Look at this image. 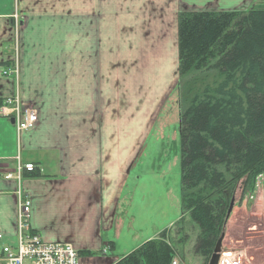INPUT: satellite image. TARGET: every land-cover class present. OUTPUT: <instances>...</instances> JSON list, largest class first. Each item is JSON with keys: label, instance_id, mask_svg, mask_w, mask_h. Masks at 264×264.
Listing matches in <instances>:
<instances>
[{"label": "crops", "instance_id": "1", "mask_svg": "<svg viewBox=\"0 0 264 264\" xmlns=\"http://www.w3.org/2000/svg\"><path fill=\"white\" fill-rule=\"evenodd\" d=\"M197 1L0 0V102L17 94L38 118L33 129L17 134L0 117V252L15 243L17 181L4 177L17 158L34 165L20 182L30 229L46 242L71 245L88 262L114 264L171 229L154 228L149 238H135L134 247L120 242L132 229L125 215L135 208V186L128 182L136 179L158 120L166 128L167 113H174L166 106L177 84V16L211 8L200 9ZM14 16L20 27L17 81L2 75ZM152 65L154 87L146 77ZM260 201L254 200V210ZM238 226L229 219L226 235ZM182 260L176 254L174 261Z\"/></svg>", "mask_w": 264, "mask_h": 264}, {"label": "trees", "instance_id": "2", "mask_svg": "<svg viewBox=\"0 0 264 264\" xmlns=\"http://www.w3.org/2000/svg\"><path fill=\"white\" fill-rule=\"evenodd\" d=\"M177 53L178 223L190 218L193 253L208 260L230 203L239 207L264 175V9L179 13ZM169 235L163 231L115 264H172Z\"/></svg>", "mask_w": 264, "mask_h": 264}, {"label": "rangeland", "instance_id": "3", "mask_svg": "<svg viewBox=\"0 0 264 264\" xmlns=\"http://www.w3.org/2000/svg\"><path fill=\"white\" fill-rule=\"evenodd\" d=\"M206 4L211 5V8L205 9L208 10L207 12H219V10L229 12L236 9L247 12L251 8L264 9V0H220L216 1L213 6L210 0H198L195 3L198 8L203 10ZM200 12L206 11L201 10ZM152 66L150 70L151 74L147 67L146 77L150 81L149 84L154 87L157 81L155 82L152 79V74H156L157 67L156 65ZM166 108L168 112L169 110L171 112V109L174 110L173 114L167 113L168 125L166 128H162L160 124L164 120H158L155 130L146 142L143 158L140 159L138 167L133 172V177L135 176L136 179L132 181L131 178L128 182L129 186H135V191L132 192L135 208L129 211L128 216L125 215L129 219L132 229L129 231L130 234L128 233V228L124 230L120 242L124 247L131 244L134 247L138 244L135 238H149L154 228H162V230H169L171 228L173 229L171 239L174 240L175 254L180 259L183 258L182 261L185 264H208L209 259L205 260L193 253L192 248L197 236V229L192 224L190 218L184 216L182 222L178 223L182 215L181 211L179 212L180 140L176 115L178 108L177 84L168 97V106ZM179 112L180 110L178 114ZM162 117L166 118V115ZM164 156L165 158H163ZM157 157L159 158L154 159ZM263 189L264 175L256 178L255 190L252 195L245 198L239 207H233L230 216L226 220L227 223L229 219H232L239 226L235 230H228V234L226 235L227 229L225 224L224 234L231 239L226 238L224 243H222V250L231 248L244 251L247 255V264H264ZM258 196L261 197V201L258 210H254L253 202ZM235 197V203H237L239 191ZM180 227L182 228V232H179V237L176 238V232ZM139 230H143V232L140 233ZM144 233L145 236L141 235ZM137 234L139 235L137 236ZM132 236H134L135 240L130 243ZM183 238L184 240L182 241ZM178 239L182 241L181 244H177L176 240ZM245 239L248 241V244H245ZM241 241L245 245H239Z\"/></svg>", "mask_w": 264, "mask_h": 264}, {"label": "built area", "instance_id": "4", "mask_svg": "<svg viewBox=\"0 0 264 264\" xmlns=\"http://www.w3.org/2000/svg\"><path fill=\"white\" fill-rule=\"evenodd\" d=\"M19 19L14 16L13 40L8 65L3 68V76H12L17 81L19 75ZM0 117L13 121L17 134L33 129L38 118L36 112L24 107L17 94L4 98L0 102ZM17 165L12 174H7L6 180L14 177L17 181V213L16 234L13 245L3 246L0 254V264H102L91 263L83 259L69 244L49 243L30 229V203L20 188L22 172L32 173L34 165ZM2 236L0 235V240ZM105 251H103L104 253ZM172 264H178L172 262ZM218 264H247V255L241 250H224L221 252Z\"/></svg>", "mask_w": 264, "mask_h": 264}, {"label": "water", "instance_id": "5", "mask_svg": "<svg viewBox=\"0 0 264 264\" xmlns=\"http://www.w3.org/2000/svg\"><path fill=\"white\" fill-rule=\"evenodd\" d=\"M263 199H264V196H263ZM233 206H234V200L230 203L226 219H228V217L230 216L231 211L233 209ZM223 239H224V233L221 235L220 239L216 243V246H215V248L213 250V253H212V255L209 258L208 264H217L218 263L219 255L221 253V247H222Z\"/></svg>", "mask_w": 264, "mask_h": 264}]
</instances>
